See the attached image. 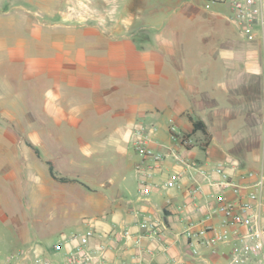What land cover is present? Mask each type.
Here are the masks:
<instances>
[{"label":"crops","instance_id":"1","mask_svg":"<svg viewBox=\"0 0 264 264\" xmlns=\"http://www.w3.org/2000/svg\"><path fill=\"white\" fill-rule=\"evenodd\" d=\"M69 1L0 0V176L26 172L22 192L33 207L43 203L45 209L66 210L67 184L79 188L74 211L45 232L57 238L67 224L76 230L70 232L92 228L90 245L107 244L111 264H226L229 245L218 244L213 254L200 246L193 257L182 234L214 205L207 194L217 186L194 175L205 183L198 213L192 212L187 173L179 187L140 196L131 130L155 120L152 150L176 148L208 172L223 163L237 179L258 168L264 97L259 42L239 35L224 17L229 4L221 2L146 6L145 0H124L116 10L109 3L116 0H90L86 9L80 0ZM194 120L203 122L206 134L192 130ZM46 162L55 177L75 181L51 177ZM179 169L167 157L153 180ZM141 219L157 223L159 236L140 227ZM124 229L132 234L127 242L119 234ZM44 236L29 244L50 246ZM64 252L52 256L62 259Z\"/></svg>","mask_w":264,"mask_h":264},{"label":"built area","instance_id":"2","mask_svg":"<svg viewBox=\"0 0 264 264\" xmlns=\"http://www.w3.org/2000/svg\"><path fill=\"white\" fill-rule=\"evenodd\" d=\"M209 3L223 0H207ZM90 0H80V8L86 9ZM229 13L225 19L232 23L242 38L257 40L261 49V73L264 81V0H232ZM264 92V91H263ZM168 131L173 138L175 125L172 118L168 119ZM156 130L153 124L140 125L131 130V141L134 151L139 156L134 164L137 176L138 193L147 196L154 188L169 189L179 187L184 175L190 176L192 183L187 193L193 203L192 212H200L199 194L203 185L217 186V190L207 194L214 205L209 206L202 217L189 221L182 231L191 247V255H198V247L205 246L210 253L216 252L218 244L230 246V256L226 264H264V97L261 120V153L259 166L247 170L233 178L226 171L223 163L215 164L211 172L197 162L187 159L176 148H168L166 152H157L148 146L149 135ZM188 140H181L186 145ZM170 157L179 170L172 172L166 179L156 182L154 173L162 162ZM205 179V183L195 180L194 175ZM219 176L213 180L211 175ZM218 216L213 224L210 219ZM139 226L145 228L150 236H159L157 223L139 220ZM94 234L92 228L83 233L61 232L50 246H42L38 242L31 243L17 251L0 255V264H111L105 259L107 244L100 243L93 247L89 238ZM120 236L125 242L132 238L128 229L122 230ZM139 244L140 236H136ZM65 250L62 259L52 256L53 253ZM175 264V263H172Z\"/></svg>","mask_w":264,"mask_h":264},{"label":"rangeland","instance_id":"3","mask_svg":"<svg viewBox=\"0 0 264 264\" xmlns=\"http://www.w3.org/2000/svg\"><path fill=\"white\" fill-rule=\"evenodd\" d=\"M73 1V0H70ZM71 5L74 2H70ZM104 1V0H103ZM232 0H223L221 3L227 6ZM159 0H145V5L150 3H158ZM116 10H118L124 3V0H116L109 2ZM106 5V2H104ZM208 6H217L216 3H207ZM210 6V7H211ZM218 7V6H217ZM118 14V13H117ZM75 18V17H74ZM156 124V121L145 122V125ZM0 176V189L4 190L0 192V255H6L11 252L17 251L29 244V241L35 239H41L48 237L49 243L56 240V235L47 236L45 228H52L56 226L60 216H63L64 212L66 217L70 216V213L74 211L71 208V201L79 193V188L76 189L75 185L67 184V204L66 210H60L59 208L45 209L43 203L40 207H33L28 200V194L22 192L27 184V173L24 171L5 170ZM12 189L13 192H7L6 189ZM21 189V191H19ZM84 196L89 193L84 190ZM64 231H76L74 226H63Z\"/></svg>","mask_w":264,"mask_h":264},{"label":"trees","instance_id":"4","mask_svg":"<svg viewBox=\"0 0 264 264\" xmlns=\"http://www.w3.org/2000/svg\"><path fill=\"white\" fill-rule=\"evenodd\" d=\"M192 130H200L202 133L206 134V128H205V125L203 124V122L201 120H194L192 122ZM48 164V169H49V173L51 175V177L59 180V181H75V179L73 178H67V177H60V178H57L55 177L53 171H52V166L50 164V162H46Z\"/></svg>","mask_w":264,"mask_h":264}]
</instances>
